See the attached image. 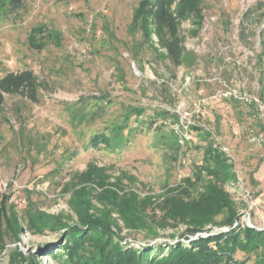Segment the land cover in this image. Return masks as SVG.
Masks as SVG:
<instances>
[{"label": "rangeland", "instance_id": "rangeland-1", "mask_svg": "<svg viewBox=\"0 0 264 264\" xmlns=\"http://www.w3.org/2000/svg\"><path fill=\"white\" fill-rule=\"evenodd\" d=\"M140 1L24 0L17 13L0 18V79L31 70L46 84L38 103L6 96L0 110V183L8 185L0 202L5 197L7 212L22 224L34 211L73 225L78 223L74 206L90 203V213H99L106 190L155 200L203 164L208 133L209 143L225 154L235 174L225 186L239 213L233 227L242 230L248 222L264 230V147L250 142L261 127L239 103L211 99L231 86L260 95L264 0H202L201 19L192 14L182 25L194 64L180 68L158 59L133 25ZM41 26L59 33L61 45L32 48L29 37ZM48 37L44 32L36 39L43 43L51 41ZM131 108L142 114L119 130L126 137L134 128L122 149H86L96 134L114 137ZM181 121L191 139L177 147L173 130ZM112 223L122 246L160 244L166 251L168 244L189 246V240L230 230L209 224L187 240L186 224L163 228L153 223L151 236L128 229L119 214H112ZM63 233H25L17 245L37 255L39 264H62L54 255L63 253ZM6 245L16 246L9 240ZM235 259L246 256L237 252ZM8 262V254L0 257V264Z\"/></svg>", "mask_w": 264, "mask_h": 264}, {"label": "trees", "instance_id": "trees-1", "mask_svg": "<svg viewBox=\"0 0 264 264\" xmlns=\"http://www.w3.org/2000/svg\"><path fill=\"white\" fill-rule=\"evenodd\" d=\"M23 1L0 0V18L17 13L23 8ZM201 5L202 0H141L133 16V25L144 41L151 44L158 59L170 62L174 68L191 67L194 57L185 47L182 25L192 14L201 19ZM44 32L51 41L38 43L37 34ZM153 37L156 38L155 43ZM61 42L59 33L49 32L44 26L33 29L29 37V44L36 50H43L49 43L60 46ZM44 87L46 84L31 70L7 73L0 79V110H3L6 96H21L38 103L39 92ZM259 96L264 100V85ZM140 114L141 109L131 108L125 115L126 125L114 128V137L96 134L86 149H122L129 138H133L134 128H130L126 137H122L119 130H124L133 115ZM83 117L80 119L87 118ZM173 134L177 138L175 132ZM164 136L170 138L169 135ZM208 136L204 138L203 164L195 168L192 176L182 179L175 187L167 188L163 196L155 200L150 196L140 200L135 192L121 195L115 190H106L99 198L105 206L101 212L90 213V203L74 206L77 224L68 225L59 218L34 211L25 214L22 224L17 216L7 212L3 197L0 202V257L6 252L8 264H39L37 255H27L17 245L21 236L63 231L61 239L64 241L60 245L63 253L54 255L62 264H247L251 258H254L253 264H264V230L249 226L242 230L233 227L239 213L225 186L235 178V174L228 158L209 143ZM173 146L181 147L178 141ZM37 147L42 148L43 145L37 144ZM156 211H160L161 216H157ZM113 213L121 216L128 229L149 232L151 236H155L153 223L163 228L186 224L189 226L187 235H184L187 240L209 224L228 226L230 230L189 240V246L180 241L168 244L167 251L160 244L137 249L124 247L120 240L117 241L113 231ZM7 240L16 246L8 247ZM237 252L244 253L246 259L237 261Z\"/></svg>", "mask_w": 264, "mask_h": 264}, {"label": "built area", "instance_id": "built-area-1", "mask_svg": "<svg viewBox=\"0 0 264 264\" xmlns=\"http://www.w3.org/2000/svg\"><path fill=\"white\" fill-rule=\"evenodd\" d=\"M211 99H216L219 101L231 100L239 103L243 107L245 114H247L251 121L257 123L261 127V130L251 137L250 142L255 145L264 147V100L259 95L231 86L225 87L224 89L218 91L211 97ZM203 103H205V99L200 100L196 111L199 112L201 110V105ZM185 120L188 119L185 118ZM183 129H187V126H183V123L181 121L180 123L175 125L173 130L177 135L179 139L178 142L181 146H184L185 143L191 139V137L188 136V132H184ZM224 152H226V149H224ZM262 162L264 168V155ZM7 186V183H0V196L7 189ZM247 225L249 227L256 228L251 226L248 222ZM5 254L6 252L4 253V255Z\"/></svg>", "mask_w": 264, "mask_h": 264}]
</instances>
